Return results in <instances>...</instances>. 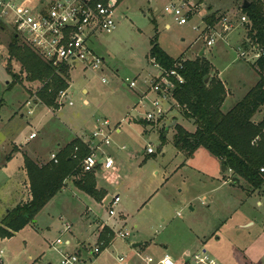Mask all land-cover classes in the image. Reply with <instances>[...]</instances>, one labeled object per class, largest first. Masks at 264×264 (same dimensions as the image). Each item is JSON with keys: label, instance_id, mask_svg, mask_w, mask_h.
Returning a JSON list of instances; mask_svg holds the SVG:
<instances>
[{"label": "rangeland", "instance_id": "rangeland-1", "mask_svg": "<svg viewBox=\"0 0 264 264\" xmlns=\"http://www.w3.org/2000/svg\"><path fill=\"white\" fill-rule=\"evenodd\" d=\"M203 3L233 19L241 10V0ZM120 4L118 16L122 18L117 19L116 28L99 33L90 44L105 59L104 72L87 70L78 63L70 71L73 91L62 105L32 106L33 114L28 113L27 102L34 100L42 84L24 79L9 89L12 76L7 67L12 66L17 73L22 67L15 60L9 64L13 29L0 30V223L9 208L29 199V183L21 168L26 151L32 158H43L39 160L42 163L49 162L58 145L74 136L98 145L100 141L92 135L101 127L100 122L108 120L111 144L100 147L98 158L111 156L118 169L117 184L102 202L69 181L37 214L36 223L12 238H0L5 264H61V255L54 247L60 237L72 241L65 251L75 252L79 241L78 249L84 254L82 247L89 249L98 243L100 220L114 231L115 238L119 231L129 236L113 240L93 264H120V255L130 264H143L138 253L156 260L169 254L177 264H195V254L203 251L221 264H264V186L253 191L245 180L234 179L203 146L192 155L179 150L174 144L175 126L190 132L196 127L183 118L175 102L171 106L162 102L167 113L158 122L135 120L144 119L152 109V100L158 98L149 90L160 73L150 61L155 38L175 59H207L212 68L206 80L222 82L227 92L222 110H231L259 79L252 69L259 50L248 38L249 29L239 26L207 46L204 37L199 38L200 18L178 25L173 18L163 16L165 0H120ZM198 25L201 29L194 30ZM243 51L247 52L245 57ZM103 76L107 83L102 82ZM131 81L136 82L135 88L129 86ZM255 120H264V106ZM118 125L120 133L115 130ZM32 131L38 137L29 140ZM21 141H29L24 151ZM149 146L154 154H148ZM101 172V179L113 177L106 170ZM115 195H120L121 202L111 219L108 208ZM65 224H71L72 229L63 234ZM135 244L142 246L136 248Z\"/></svg>", "mask_w": 264, "mask_h": 264}, {"label": "trees", "instance_id": "trees-1", "mask_svg": "<svg viewBox=\"0 0 264 264\" xmlns=\"http://www.w3.org/2000/svg\"><path fill=\"white\" fill-rule=\"evenodd\" d=\"M244 12L250 19L248 38L261 49L260 56L253 64L260 77L258 83L231 110L224 112L222 108L227 98L224 85L215 79L206 80L211 73L210 62L205 58L185 60L184 69L181 70L184 82L176 85L173 98L180 114L196 129L189 132L177 124L174 144L191 155L198 147H205L232 172L234 179L245 180L256 191L264 186V173L261 172L264 167V120H255L256 114L264 106V5L253 0ZM207 20L214 24L215 14L207 17ZM5 29L7 27L0 24V30ZM19 40L14 31L8 44L9 64L15 60L22 68L17 73L13 72L12 66L7 67L12 76L9 89L22 84L24 79L28 82L38 81L42 84L37 91L39 100L47 107H56L59 92L70 86L69 69L56 71L24 40L23 43ZM150 59L153 64L169 70L183 58L171 57L155 38ZM161 137L165 140L164 134ZM76 147L78 158L74 157ZM90 152L89 145L76 139L57 153L58 163L49 161L40 164L24 155L30 198L5 214L0 223V238H12L29 224L36 223L37 214L65 189L67 181H72L79 190L102 202L107 192L98 190L94 173H84L81 168V160ZM113 237L114 232L105 227L99 238L104 241V249L111 245Z\"/></svg>", "mask_w": 264, "mask_h": 264}, {"label": "built area", "instance_id": "built-area-1", "mask_svg": "<svg viewBox=\"0 0 264 264\" xmlns=\"http://www.w3.org/2000/svg\"><path fill=\"white\" fill-rule=\"evenodd\" d=\"M163 16L171 17L180 26H184L193 21L196 17L201 20V25L194 26V30L201 29L199 38L204 37L207 46L215 44L217 38H224L231 31L239 26L250 24L249 16L242 8L232 18L229 13H219L206 7L203 0H165ZM253 0H248L252 2ZM264 5V0H256ZM120 0H0V24L11 27L22 40H24L44 61L53 65L56 71L67 68L71 71L81 63L87 70L104 72L105 59L98 55L91 47V41L99 33H110L116 28L118 8ZM159 9L157 8L156 11ZM206 10V11H205ZM208 10V11H207ZM241 12V13H240ZM215 14V22L211 24L207 17ZM122 17V16H121ZM255 50H259L257 57L261 54V49L256 45ZM246 51L241 55L245 57ZM184 59L175 63L171 69H163L159 65V75L152 84L150 90L158 96L152 100V109L146 113L144 118L147 122H158L167 113L162 102L172 105L173 91L177 84L184 82L181 70L184 69ZM102 82L107 83L106 77H102ZM129 86L136 87V82L131 81ZM70 93V88L61 90L58 94L57 102L60 104L65 101ZM43 104L34 94V100H29V114L34 113L32 106ZM72 105V102H69ZM62 105V104H61ZM100 128L93 133L92 139L99 140L98 145H90V154L81 160V168L84 173H95L98 170H106L113 176L117 172L115 160L111 156H104L100 160L97 151L102 145H110L111 137L109 134L110 122L104 120L100 122ZM37 136L32 133L30 138ZM256 138L255 141H257ZM254 141V142H255ZM92 142V140H91ZM78 148H75L74 157H77ZM148 154H154V149L149 146ZM78 158V157H77ZM51 161L58 163L57 154L51 155ZM264 173V167L261 168ZM108 176V175H107ZM108 182V177H104ZM121 202L120 195H115L108 208L109 217L116 216L115 206ZM106 222L100 224V229L107 227ZM72 225H64V233L71 232ZM129 236L128 232L119 231L116 238L124 240ZM72 246L71 240L58 238L54 244L55 249L61 255V264H93L94 258H98L104 249V241L98 240L94 247L85 248L84 254L80 251L71 252L64 250ZM4 251H0V264H5L3 258ZM143 264H177L169 255L165 254L161 259L143 256L138 253ZM120 264H130L125 256L118 257ZM195 264H221L216 259L210 257L205 251L195 254Z\"/></svg>", "mask_w": 264, "mask_h": 264}, {"label": "crops", "instance_id": "crops-1", "mask_svg": "<svg viewBox=\"0 0 264 264\" xmlns=\"http://www.w3.org/2000/svg\"><path fill=\"white\" fill-rule=\"evenodd\" d=\"M122 17L121 16H119V19H121ZM166 27L167 28H170V25H166ZM94 50V49H93ZM204 50V49H203ZM205 51V50H204ZM205 53V52H204ZM260 56V55H259ZM258 56V57H259ZM172 57V56H171ZM258 57H256V59H254V62L257 60V58ZM174 58V57H173ZM180 58H183V57H180ZM150 61L153 63V61L150 59ZM254 62H252V69H253V72L257 75V77H259V74H258V72H257V70L254 68V66H253V64H254ZM155 66H157L156 64H154ZM158 67V66H157ZM69 78H70V71H69ZM259 79H260V77H259ZM259 79L258 80H255V84H254V86L258 83V81H259ZM69 84H70V86H69V88H70V90H72L73 91V89H71V82H70V79H69ZM254 86H252V88L254 87ZM251 88V89H252ZM150 90V89H149ZM250 91V89L248 90V92ZM84 92H86L85 90H84ZM247 92V93H248ZM246 93V94H247ZM147 94L148 93H146L144 96H143V98H145L146 96H147ZM245 94V95H246ZM86 104H88L89 103V101L87 100V99H85V101H84ZM38 105H35V107H37ZM35 110V109H34ZM136 119H138L140 122H145V119H142V118H140V117H137V118H135V120ZM256 121H260V120H256ZM196 129V128H195ZM116 132L117 133H120L121 132V126H116ZM195 131V130H194ZM193 131V132H194ZM190 132V131H189ZM192 132V131H191ZM32 133H36L37 134V132L36 131H32L31 132V134ZM30 134V135H31ZM30 135H29V140H33V139H35V138H37L38 137V134H37V136L35 137V138H33V139H31L30 138ZM76 139H79V140H81L82 142H84V143H86L87 145H94V143L93 142H91V140L90 139H86L85 137H79V136H74L73 138H71V139H69V140H67L66 142H64V143H60L59 145H58V151L56 152V154L62 149V148H64L66 145H68L69 143H71L72 141H74V140H76ZM29 142V141H28ZM28 142H25V141H21L20 142V146H21V149H26V147H27V145H28ZM24 149H23V151H24ZM100 151V149L97 151V154L99 155V152ZM17 153H22L23 154V152H21V151H18ZM16 154V153H15ZM52 154H54V153H52ZM25 155H28V153H27V151H26V154ZM29 156V155H28ZM12 157H13V155H11V157L9 158V157H7V159H6V161L7 160H10V159H12ZM30 157V156H29ZM9 158V159H8ZM31 159H33L34 161H36L37 163H40L39 162V160H42L43 158H41V157H37V158H32V157H30ZM48 159H50L49 161H51V157L50 158H48ZM220 160V159H219ZM45 163H47V162H42V163H40V164H45ZM21 168L23 169L24 168V164L21 166ZM117 171H118V169H117ZM228 171H230V170H228ZM231 172V171H230ZM22 173H24V176L27 178V182L29 183V179H28V176H27V172H26V170H25V168L22 170ZM102 172H101V170H98L97 172H95L94 174H95V176H96V179H97V188H98V190H105L106 192H107V194L106 195H108V193H109V189L110 188H112V186L113 185H116L117 184V180H118V178H117V174H116V172L115 173H113V177H110L109 178V182L107 181V180H105V178L104 179H101V177H99L100 176V174H101ZM232 173V172H231ZM107 176V175H106ZM117 178V179H116ZM9 181H12V176L10 177V179H9ZM68 182L69 181H67V183H66V187H67V185H68ZM105 184H106V186H105ZM29 185V184H28ZM73 185H74V183H73ZM104 186L106 187L105 189H102V188H104ZM74 187H76L75 185H74ZM77 188V187H76ZM78 189V188H77ZM79 190V189H78ZM81 191V190H80ZM81 192H83V191H81ZM263 192V191H262ZM83 193H85V192H83ZM88 195V194H87ZM106 197V196H105ZM104 197V198H105ZM15 198V197H14ZM29 198H30V194H29ZM94 199V198H93ZM104 200V199H103ZM102 200V201H103ZM18 204V203H17ZM16 204V205H17ZM15 206H13V208H14ZM13 208H9L8 210H7V212L9 211V210H11V209H13ZM87 212H90V211H87ZM112 219V218H111ZM102 220H100V221H98V225H100L102 222H105V221H102ZM90 225H92V224H90ZM107 227H109V226H107ZM104 230V229H103ZM102 230V231H103ZM101 231V232H102ZM113 231V230H112ZM114 232V231H113ZM115 234V233H114ZM115 239H117V238H115V236H114V239L113 240H115ZM113 240L111 241V245L115 242H113ZM77 242H79V241H77ZM76 242V244H75V246H76V251H79V249H78V243ZM110 245V246H111ZM140 246H142V244H140L139 246H135L136 248H138V247H140ZM85 248H87V247H82V249H83V251H84V249ZM67 249V248H66ZM94 262V261H93Z\"/></svg>", "mask_w": 264, "mask_h": 264}, {"label": "water", "instance_id": "water-1", "mask_svg": "<svg viewBox=\"0 0 264 264\" xmlns=\"http://www.w3.org/2000/svg\"><path fill=\"white\" fill-rule=\"evenodd\" d=\"M250 6V2H248V0H243V4H242V8L246 9ZM204 55V50L201 51L200 56ZM208 81V80H207ZM176 123V121H174L171 125H174ZM223 170L226 171L227 167L225 165H223ZM140 244H135V246H139Z\"/></svg>", "mask_w": 264, "mask_h": 264}]
</instances>
